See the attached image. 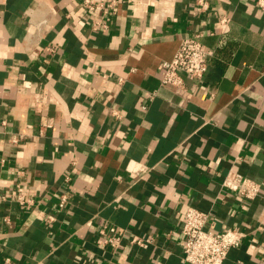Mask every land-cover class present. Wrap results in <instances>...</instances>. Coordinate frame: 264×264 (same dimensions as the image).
Instances as JSON below:
<instances>
[{
  "label": "crops",
  "instance_id": "obj_1",
  "mask_svg": "<svg viewBox=\"0 0 264 264\" xmlns=\"http://www.w3.org/2000/svg\"><path fill=\"white\" fill-rule=\"evenodd\" d=\"M81 2L0 0V264H183L188 206L246 232L222 264H264V11L117 0L93 31ZM193 34L212 53L205 73L162 84L159 63ZM229 169L259 196L223 189ZM106 222L152 242L99 247Z\"/></svg>",
  "mask_w": 264,
  "mask_h": 264
},
{
  "label": "built area",
  "instance_id": "obj_2",
  "mask_svg": "<svg viewBox=\"0 0 264 264\" xmlns=\"http://www.w3.org/2000/svg\"><path fill=\"white\" fill-rule=\"evenodd\" d=\"M83 8L95 17L91 23L93 31L107 29L109 27L110 16L118 9L117 0H82ZM196 11L198 13L208 10V0H195ZM255 5L264 11V0H255ZM222 18L221 22H226ZM53 52L54 47L47 48ZM212 55L200 41V34H193L182 37L178 40L177 48L168 60H163L158 65L160 81L162 84L171 86H182V74L191 78H200L206 71L208 59ZM123 80L120 78L119 83ZM114 115H117L114 113ZM17 138H12L11 142L16 143ZM142 170V167L134 170ZM223 189L235 192L240 199L253 200L259 196L261 184L257 181L242 175L240 172L229 169L221 181ZM66 195L62 194L59 199V208H64ZM16 201L20 206L31 203V199L19 191ZM53 220L52 215H47V221ZM212 216L209 212L202 211L193 206H188L184 212L180 232L182 240L180 243L181 261L183 264H222L230 249L239 247L246 236V232L237 226L224 227L220 230H213ZM260 225L264 228V217L261 218ZM131 245L143 247L152 242L150 236H139L127 234L123 228H118L112 223L101 224L96 231L97 246L116 250L123 241ZM95 264H107L106 262Z\"/></svg>",
  "mask_w": 264,
  "mask_h": 264
}]
</instances>
